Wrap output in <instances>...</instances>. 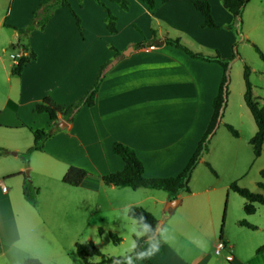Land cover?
Masks as SVG:
<instances>
[{
    "label": "crops",
    "instance_id": "crops-1",
    "mask_svg": "<svg viewBox=\"0 0 264 264\" xmlns=\"http://www.w3.org/2000/svg\"><path fill=\"white\" fill-rule=\"evenodd\" d=\"M1 1L5 9L0 24L6 20L15 28L27 25L40 3ZM67 1L81 20V31L68 7H57L43 29L28 35V48L35 58L23 66L19 75H13L0 57V73L8 86L0 101V148L12 152L0 155V245L4 238L10 242L0 256L19 241L26 244L27 236L41 235L36 205L23 197L25 177L21 175L25 164L17 158L33 144L30 130L51 126L47 114L35 113L33 106L44 97L60 106L72 104L87 92L102 66L109 62L94 105L82 107L72 122L58 128L43 143L41 150L31 152L40 167L35 169L36 173L50 175L51 169H57L63 174L69 166L85 169L90 175L74 187L101 194L99 208L105 204L110 210L120 211L139 205L158 218V241L146 242L142 247L149 262L137 256L129 264H264V251H253L264 244V237L259 235L264 229V217L255 218L260 211L264 216L260 210L264 205L255 204L253 214L244 213L237 219V236L223 233L224 223H228V196L224 208L221 207L225 183L203 179L199 186L185 192L186 201L177 212L174 210L183 200L180 196L174 208H164L157 217L153 209L173 199L172 196L164 191L157 194L158 190L149 188L107 186L101 179L123 168L122 160L112 152L113 142L135 152L147 178L174 177L184 169L209 123L222 69L215 62L191 58L164 40L178 39L193 52L213 55L217 51L228 58L235 42L242 38L249 41L246 14L261 18L264 0H250L245 6L239 38L228 28L201 27L203 17L192 7L194 0H155L153 10L141 0H126L127 9L102 0L116 17V32L112 34L106 29V10L95 0H82L81 5L78 0ZM206 1L216 24L233 25V17L221 0ZM143 41L147 44L136 47ZM129 47L132 50L124 56L122 52ZM115 58L118 60L113 63ZM252 92L259 104H264L253 86ZM229 161L239 173L247 162L238 152L231 159L226 155V165ZM205 162L201 157L197 165ZM244 203L243 199V206ZM166 213L177 214L170 218ZM241 220L252 227L239 224ZM221 227L222 237L218 239L225 247L215 254ZM247 229L253 234L246 233ZM139 231L142 235L143 231ZM222 253L226 261L217 257Z\"/></svg>",
    "mask_w": 264,
    "mask_h": 264
},
{
    "label": "rangeland",
    "instance_id": "rangeland-1",
    "mask_svg": "<svg viewBox=\"0 0 264 264\" xmlns=\"http://www.w3.org/2000/svg\"><path fill=\"white\" fill-rule=\"evenodd\" d=\"M4 9L5 4L0 0V15L4 12ZM249 14L250 12L246 14L245 19L248 30H250L249 41L242 38L239 42H236L239 57L230 63L229 95L222 123L217 129L218 131L215 132L217 135L211 138L208 151L202 156L211 165L216 175L205 164H200L196 166L189 181V188L192 190L195 186H199L203 179L208 181L218 180L220 183L227 185L222 194L223 201L221 202V207L224 208L225 198L228 196V223H224L223 233L231 236H237L234 235L237 228L236 221L239 217L244 216V212L243 198L231 191L229 185L236 182L240 187L253 192H260L257 183L261 181L260 170L264 169V141L260 156L254 157L249 140L256 132V125L243 100L245 89L243 66L246 64L250 68L249 79L253 89L259 95V101H264V62L253 48V45H255L264 53V40L260 42V39L264 38V15L258 18L254 13H251V16ZM232 26L231 30H234L235 35L239 38L241 34L238 37L234 28L235 24L233 23ZM222 27L226 28V25L220 28ZM12 33H14L13 36H11ZM26 43V36L17 35V32L13 31L11 27L0 24V57L5 59L6 66L9 65L8 70L13 64L9 55L20 51L22 49L21 45ZM7 91V83L0 73V101ZM63 123L66 122L63 121ZM224 123L231 125L236 130L237 136H234L224 126ZM23 132L27 134L25 131ZM221 148L225 150L220 151ZM25 152L19 154L17 158L23 159L25 164L21 176L25 177L26 183L31 186L32 193L34 194V191H36L34 205H36L35 208L39 214V221L41 218V235L35 233L33 236H27L25 239L26 244H23L24 240H22L9 248L4 255L0 256L1 264H23L28 257L37 258L43 264H83L82 260L76 255L75 243L88 240L92 241L101 253L107 256L121 257L132 251L135 244L132 235L140 236L141 234H139L140 227L127 216V209L110 210L105 204L102 208H99L101 194L95 191L91 192L85 187L66 185L62 182L64 172L63 174L62 172L58 173L57 169H51L50 175H45V172L36 173L35 169L40 168L35 160L36 157H33V155L31 157L32 151L24 154ZM236 152L242 154L247 161L240 173L232 162L229 161L226 165V155L231 159ZM23 156H25V159ZM155 193L164 194L160 190ZM178 195L183 197V200L174 212H177L184 205L187 193L182 192ZM82 200L85 202H78ZM165 204H158V208L153 209L157 217L163 212ZM260 210L264 211V207H261ZM176 214L166 213L165 215L173 218ZM261 214L260 211L255 215V218L261 220L264 217ZM244 219L247 220L246 217ZM110 232L121 239L120 243L114 244L112 242L109 236ZM252 232L248 229L246 231L249 234H253ZM219 234L218 231L216 242L220 241L218 239ZM259 235L264 237V229ZM238 239L242 240L243 238L238 236ZM3 242L5 244L9 241L4 238ZM253 249L256 253V248ZM217 257H223L224 259V254L222 253ZM88 260L98 262L99 258L90 257Z\"/></svg>",
    "mask_w": 264,
    "mask_h": 264
},
{
    "label": "trees",
    "instance_id": "trees-1",
    "mask_svg": "<svg viewBox=\"0 0 264 264\" xmlns=\"http://www.w3.org/2000/svg\"><path fill=\"white\" fill-rule=\"evenodd\" d=\"M106 10L105 15V24L106 29L109 33L116 32V17L109 11L105 6L102 0H95ZM120 4L123 9H127L128 2L126 0H109ZM150 10H153L155 7V0H141ZM163 3L168 0H161ZM250 0H221L222 6L227 10L233 17L234 28L236 34L239 36L241 33L242 26V15L245 6ZM78 3L81 5L82 0H78ZM66 6L68 7L70 13L75 19L76 26L81 31V20L79 16L72 10L67 0H40L39 5L33 11L32 19L29 23L21 28H15L6 24V20L3 22L4 26L12 27L17 35H24L28 39V35L31 31L35 29H43L53 11L57 7ZM192 7L198 11L203 17V22L201 27L204 28H214L219 29L221 26L216 24L212 15L211 9L208 1L206 0H194L192 1ZM226 28H233L232 25L226 26ZM18 41V40H17ZM248 41V40H247ZM164 42L168 45H172L176 48L184 51L188 56L194 59L203 60L207 62H215L219 64L222 69V76L219 83L218 91L212 101V114L209 120V123L199 140L197 147L192 154L191 158L187 162L184 169L174 177L167 178H147L143 174V165L141 161L137 158L135 152L128 146L120 143L113 142L112 152L118 156L123 162V168L120 171L112 172L101 177L103 183L107 186L114 187H129L131 189L138 188H149L153 190H162L168 193L170 196L175 198L178 194L182 192H189V180L191 174L203 154L208 151V146L211 138L215 134L216 130L222 123V117L224 115L225 108L227 106L228 95H229V81H230V63L235 58L239 57V54L236 50V42L233 44L232 55L228 58L222 57L217 51L213 55H204L202 53L193 52L187 47L183 46L178 39H165ZM147 44L146 41H143L136 45L140 47ZM20 45V44H17ZM20 51L22 52L21 56L18 58L15 64L11 67V73L13 75H19L23 66L35 58V53L28 48V43L21 45ZM253 48L259 58L264 62V53L255 45ZM116 51V56L119 55V52ZM109 63V62H108ZM108 63L104 64L100 70L99 75L95 82L90 86L87 92L80 97L78 100L73 102L68 106H60L56 104L51 98L44 97L40 102L36 103L33 106V111L35 113H45L51 121L50 128L46 129H36L30 130L33 136L32 146L24 153L31 151L41 150L44 141L49 138L55 131L58 130V122L60 120L65 121L66 123L72 122L76 113L82 107H92L95 102V95L100 86V83L104 76L105 67ZM250 68L244 64L243 66V81H244V94L243 100L250 111L253 120L256 125V132L250 138L249 143L252 147L254 157H259L261 154V148L264 141V104L260 105L256 97L253 95L252 86L249 79ZM9 104V103H8ZM224 126L234 135L237 136L236 130L229 124L224 123ZM12 154V152L0 148V155ZM25 159V156H23ZM27 162V161H25ZM207 168L216 175V172L213 170L211 165L208 162H205ZM90 175V173L82 168L76 166H69L65 171L62 182L69 186H78L81 182ZM261 181L257 183L259 189L263 193L253 192L249 189L240 187L236 182H232L229 185V189L237 193L240 197L245 200L243 211L246 215H251L255 212V204L264 205V169L260 170ZM35 194L32 193V188L28 183L23 184V197L31 205L35 204ZM127 216L134 220L136 224L140 227L143 234L140 236H133L134 247L130 253L125 254L121 257L107 256L101 253L99 248L90 240L85 242H76L75 243V252L79 259L82 260L83 264H129L137 256H142L146 262H149L142 254V247L146 242H157L158 241V231L157 227L159 225V220H157L149 211L144 209L139 205H131L127 209ZM239 224L250 226L245 220L239 221ZM109 236L114 244L120 243L121 239L114 233H109ZM222 237V227L220 229L219 238ZM9 246V242L5 243L2 240V246L0 245V252L6 250ZM264 251V244L259 246L256 249V253H261ZM98 257V262H90L88 258ZM23 264H43L37 258L28 257L24 260Z\"/></svg>",
    "mask_w": 264,
    "mask_h": 264
},
{
    "label": "water",
    "instance_id": "water-1",
    "mask_svg": "<svg viewBox=\"0 0 264 264\" xmlns=\"http://www.w3.org/2000/svg\"><path fill=\"white\" fill-rule=\"evenodd\" d=\"M131 50H132V47H129L126 50H124L122 54L124 56H127ZM117 60H118V58H115L113 60V63H116ZM65 126H66V123H63V121H60L59 124H58V128H60V129L65 128ZM178 202H179V195H177L175 198L167 201L166 204H165V209L174 208L178 204ZM159 227H160V224L157 227V231L159 230Z\"/></svg>",
    "mask_w": 264,
    "mask_h": 264
},
{
    "label": "built area",
    "instance_id": "built-area-1",
    "mask_svg": "<svg viewBox=\"0 0 264 264\" xmlns=\"http://www.w3.org/2000/svg\"><path fill=\"white\" fill-rule=\"evenodd\" d=\"M22 52L21 51H18L17 53H14V54H10L9 55V58L12 60V63L15 64L16 61L18 60V58L21 56ZM3 190H5V188L3 187L2 188ZM225 247L224 243L222 241H219L216 245V248H215V254H219L220 251ZM226 259H229V257H226Z\"/></svg>",
    "mask_w": 264,
    "mask_h": 264
},
{
    "label": "clouds",
    "instance_id": "clouds-1",
    "mask_svg": "<svg viewBox=\"0 0 264 264\" xmlns=\"http://www.w3.org/2000/svg\"><path fill=\"white\" fill-rule=\"evenodd\" d=\"M153 250H154V251L157 250L155 246L153 247Z\"/></svg>",
    "mask_w": 264,
    "mask_h": 264
}]
</instances>
